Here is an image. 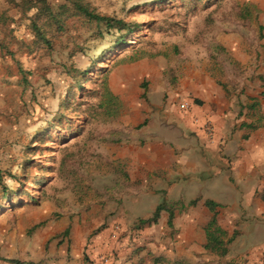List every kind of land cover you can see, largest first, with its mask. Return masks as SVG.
<instances>
[{"label": "rangeland", "instance_id": "obj_1", "mask_svg": "<svg viewBox=\"0 0 264 264\" xmlns=\"http://www.w3.org/2000/svg\"><path fill=\"white\" fill-rule=\"evenodd\" d=\"M85 1L96 12L124 18L130 28L109 29L75 12L72 4L59 28L46 23L37 7L0 0V264L38 260L39 248L49 264H174L158 254L160 226L153 232L137 220L151 215L162 197L134 196L143 193L134 187L99 192L94 173L117 175L123 166L114 158L119 135L157 130L163 119L159 102L170 94L157 86L144 98L142 84L150 89L153 77L143 70L152 63L163 70L155 85L168 65L172 89L183 64L205 65L230 78L233 62L221 57L218 67L209 57L213 28L236 20L245 51L256 47L259 56L264 0ZM46 2L53 11L66 3ZM35 20L47 30L48 43L36 35ZM136 70L141 76L120 86L118 76ZM132 103L143 107L136 116L129 111ZM143 112L149 113L145 120ZM104 194L102 201H91ZM66 216L72 221L79 216L76 228L67 232L59 226ZM114 226L120 228L117 235ZM167 233L173 235L174 229Z\"/></svg>", "mask_w": 264, "mask_h": 264}, {"label": "crops", "instance_id": "obj_2", "mask_svg": "<svg viewBox=\"0 0 264 264\" xmlns=\"http://www.w3.org/2000/svg\"><path fill=\"white\" fill-rule=\"evenodd\" d=\"M241 26L231 19L219 22L213 28L215 38L208 44L209 57L213 62L218 60V67L221 57L233 62L230 78L219 77L205 65L183 64L178 70L180 80L172 89L168 65L166 75L155 85L154 77L159 70L163 75V70L154 63L143 70L153 77L150 89L147 82L142 84L144 98L157 86L170 94L159 102L162 112L157 113L163 119L159 117L157 130H125L119 135L122 141L117 143L120 149L114 158L123 166L117 175L113 171L94 173L99 192L134 187L143 190L134 196L147 193L148 197H162L155 208L160 203L166 207L149 226L153 232L160 226L157 235L163 239L158 254L166 263L264 264V52L258 56L256 47L245 51L248 45ZM217 50L222 53L216 57ZM197 60V56L193 58ZM139 72L119 75L120 86L140 77ZM184 101L187 108L180 106ZM129 107L134 116L143 108L136 103ZM148 116L143 112L142 119ZM108 175H112L111 182L106 179ZM105 195L91 201H102ZM206 200L216 202L214 210ZM155 208L151 215L137 216V220L150 218ZM214 214L225 232L219 235L223 243L207 247L206 228ZM77 218L62 217L59 226L64 231L76 228ZM114 228L112 232L117 235L120 228ZM168 229H174V234L168 235ZM121 247L117 249L122 252ZM37 251L36 257L41 259V248Z\"/></svg>", "mask_w": 264, "mask_h": 264}, {"label": "trees", "instance_id": "obj_3", "mask_svg": "<svg viewBox=\"0 0 264 264\" xmlns=\"http://www.w3.org/2000/svg\"><path fill=\"white\" fill-rule=\"evenodd\" d=\"M12 2H20L26 9H31L33 7L39 8V13L43 14L47 17L46 23L51 22L50 25L53 23H56L59 28H62L65 25V11L68 9V5L72 4L73 8L75 9V12H78L79 14H82L90 21H96L99 23H104L107 28H118V29H124V28H130L129 23L125 21L124 18H116L112 17L106 14H101L99 12H96L94 9H91L88 2L85 0H65L66 3L62 5V9L53 11L49 4L46 2V0H10ZM191 1V0H190ZM33 29L36 32V35L39 37L40 40L43 41V43H48L50 41L49 37L47 36V30L44 26L40 25L36 20L32 23ZM125 34L122 35V37ZM130 38H127L125 40L126 43H129ZM102 62H99L98 67H102ZM85 75L89 74V70L86 68L84 71ZM81 82L76 84V87H80ZM109 89V88H107ZM37 182V181H36ZM8 189V188H7ZM6 189V190H7ZM9 190V189H8ZM16 195V194H15ZM26 197V196H24ZM206 204L214 210V206L216 205V202L212 200H206ZM165 203H160L155 208V211L153 215L150 218L142 219L141 223L143 224H152L157 222V219L159 217L160 211L165 208ZM173 223V211L170 210V219L169 224L172 225ZM207 234H208V243L206 244L207 247L209 246H217L219 247L222 245V239L220 238V234L225 233L224 230L218 225L216 214L212 217L210 222L207 225ZM68 229L66 230V232ZM13 264H21L22 262L18 259H13ZM28 264H49L45 259H38V260H32L29 261Z\"/></svg>", "mask_w": 264, "mask_h": 264}, {"label": "built area", "instance_id": "obj_4", "mask_svg": "<svg viewBox=\"0 0 264 264\" xmlns=\"http://www.w3.org/2000/svg\"><path fill=\"white\" fill-rule=\"evenodd\" d=\"M180 106H181L182 108H187V102H186V101L182 102V103L180 104Z\"/></svg>", "mask_w": 264, "mask_h": 264}]
</instances>
